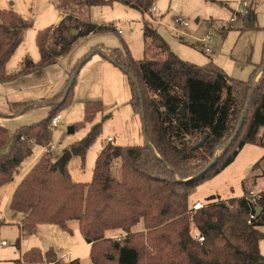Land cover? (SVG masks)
Wrapping results in <instances>:
<instances>
[{
	"label": "trees",
	"instance_id": "obj_1",
	"mask_svg": "<svg viewBox=\"0 0 264 264\" xmlns=\"http://www.w3.org/2000/svg\"><path fill=\"white\" fill-rule=\"evenodd\" d=\"M51 1L63 13L62 19L38 31L40 58L35 61L25 56L15 72H9L7 64L23 43L31 23L14 10L0 7V83L58 63L81 37L117 31L113 24H98L91 19L93 6L119 1L136 8L144 16V57L135 59L126 44L124 49L113 50L112 56L97 53L129 76V103L140 116L144 109L143 121L151 146L108 141L96 158L93 178L88 183L72 180L70 159L63 172L51 160L38 159L17 185L10 202L14 212L24 215L21 235L32 234L39 224L55 223L67 228L70 221L76 220L96 264H264L260 250V240L264 239V190L249 196L252 190L244 185L240 198L210 196L206 205L193 213L203 241L192 234L188 215L194 188L228 167L245 145L264 147V51L263 61L250 79L241 80L231 77L214 61L198 65L173 52L153 24L156 0ZM76 29L79 33L72 34ZM87 61L88 55L78 59L68 72L67 84L73 76L75 79L66 96L65 87L45 101L51 109L48 117L19 127L13 139L0 125V188L13 180L32 154V140L49 142L52 119L72 102L80 68ZM259 71L261 76L255 83ZM38 103L10 105L18 111ZM104 108L101 100L85 102V121L92 122ZM111 117V113L104 115L67 151L84 159L101 135L104 122ZM225 142L222 153L215 158L216 149ZM254 212L257 217L249 223ZM140 222H144L147 233L131 234ZM4 224L0 218V234ZM114 229L129 235L123 241L113 239L106 232ZM19 262L81 264L78 258L60 260L52 248L43 254L36 247Z\"/></svg>",
	"mask_w": 264,
	"mask_h": 264
},
{
	"label": "rangeland",
	"instance_id": "obj_2",
	"mask_svg": "<svg viewBox=\"0 0 264 264\" xmlns=\"http://www.w3.org/2000/svg\"><path fill=\"white\" fill-rule=\"evenodd\" d=\"M238 1L156 0V9L154 10L153 7V24L167 40L171 50L183 60L198 65H205L214 61L231 77L248 80L263 61L264 0H249L248 14L237 17L234 22H230L233 10L238 6ZM0 7L13 9L31 23V27L25 32L23 43L17 48L7 64L8 71L15 72L24 59L22 57L30 56L35 61L39 59L36 42L37 33L55 23L58 11L51 0H0ZM143 17L140 10L126 7L119 1H115L112 5L93 6L91 19L94 22L113 24L114 28L118 25L121 32L108 31L79 38L72 50L63 56L64 61L58 63V68L64 73L66 72L68 77L74 56L81 59L100 46L111 48L113 51L117 48L124 49L126 44L135 59H142L145 46ZM176 17H182L188 23L184 34L175 30L177 26ZM209 23L210 26H208ZM208 34L211 37L208 39V43L213 49L212 53H207L201 42L202 38ZM102 42L104 44H98ZM65 60L69 61V64ZM92 64L88 61L80 68L73 100L60 111L62 119L58 126L51 128L49 143L55 145L54 150L51 154H47L45 152L47 142L35 140L34 142H37L35 145L34 142H31L33 143V145L30 144L33 153L14 174L13 180L3 185L0 190V205L4 203L10 186L15 181H21V178L38 159L45 157L55 163L72 144L83 139L95 123L101 122L104 115L111 113L112 117L104 122L101 135L88 149L85 158L72 155L68 161V170L73 181L90 182L93 178L96 158L103 145L108 142L107 138L111 136L115 138L113 143H121L120 135L123 133V127L127 129L126 127L133 123L132 114L141 117L129 103L131 99L129 76L125 73L124 81L111 78L107 83L100 81L96 75L91 81L90 79L95 75L91 69ZM56 74V72L49 73L45 78L51 79ZM260 76L261 71L255 77V83ZM110 90L113 91V98H111ZM105 93L106 98H104ZM100 100L105 105L104 110L98 113L92 122H86L85 102ZM50 111L49 105L45 102H39L34 107L27 106L19 113H14L11 105L5 103L0 108V125L8 129L10 138L13 139L19 127L41 121L49 116ZM71 127L74 129L72 132L69 131ZM228 142L216 149L215 158L222 153ZM244 185L247 190H252L256 194L264 190L263 146L245 145L228 167L191 191L190 207L196 201L206 203L208 198L213 195L224 200L240 198L244 195ZM4 209L7 219L14 218L15 222L7 221L1 231L0 264H20L19 261L23 255L35 247L40 249L43 254L52 248L63 261L78 258L81 264H96L91 259V247L85 246L86 241L80 231L78 221H70L67 228L55 223L39 224L32 234L24 237L21 235V225L16 222L19 217L12 218L10 205L5 206ZM188 215L190 229L192 234L196 236L198 230L193 221V213L189 210ZM144 226V222L138 223L131 234H138L137 232L146 234ZM106 234L113 239L121 237L120 240L122 241L129 235L123 234L120 229L107 231ZM18 239H20L19 245H17ZM3 240L7 242V246L1 245ZM76 248L79 249L73 251ZM260 250L264 254V239L260 240Z\"/></svg>",
	"mask_w": 264,
	"mask_h": 264
},
{
	"label": "crops",
	"instance_id": "obj_3",
	"mask_svg": "<svg viewBox=\"0 0 264 264\" xmlns=\"http://www.w3.org/2000/svg\"><path fill=\"white\" fill-rule=\"evenodd\" d=\"M54 6H55V4H54ZM55 8H56V6H55ZM56 10L58 11V14L56 16V21L53 25L58 24L59 21L63 17V13L60 12L57 8H56ZM115 27H119V26L117 25ZM98 44H104V43L102 42V43H98ZM100 48H102L101 52L103 54H105L106 56L111 55V53H112L111 48H107L104 46H101ZM24 57H22V58H24ZM39 58H40V54H39ZM77 58H80V57H77ZM77 58H75V56L72 58V63L70 66L73 67L75 65V63L78 60ZM63 59L64 58L62 57L58 63H62L64 61ZM88 61L93 63L91 65L92 66L91 69H92L93 73L95 74V75H93V78L90 79L91 81L94 80V76H96V75L99 77L100 81L107 82V83L111 78L112 79L116 78L118 80L124 81L125 72L122 69H120L114 62H112L109 59L104 58L103 55L96 53V54L90 56L88 54ZM58 63H56V65L55 64L51 65V66H49V67H47L41 71L26 75V76L21 77V78H18L14 81H11L8 83H0V108L5 103L11 104L13 102H26V101L45 102L46 100L54 97L56 94L61 92L67 85L68 77H67L66 72L64 73L63 70L58 68L59 67ZM66 63L69 64V61H66ZM52 72H56L57 74L52 76L51 79H46L45 78L46 75H48L49 73H52ZM110 92H111L110 93L111 98H113V96H114L112 94L113 91L110 90ZM4 93H5V95H3ZM108 95H109V92H108ZM104 98H106V93H105ZM20 111L21 110L14 111V113H19ZM132 115H133L132 116L133 117V123H131L130 126H127L126 127L127 129H125L123 127V131H122L123 133L120 135V140H122V141L119 144H121V145H142L145 143V138H144V134H143L142 118L135 115V114H132ZM108 138H107V141H108ZM114 140H115V138H113L112 142H114ZM34 141L35 140H32L31 142H34ZM31 142H30V144L33 145V143H31ZM35 144H37V142H34V145ZM32 153H33V151H32ZM22 179H23V177L21 178V180ZM19 183H20V181H17V182L15 181L14 184L12 186H10V188L7 192V195L4 199V203L3 204L1 203V205H0V218L5 221V224L7 221L8 222H10V221L15 222L13 217H15V218L19 217L16 222L19 223L20 225H22V221L24 218V215L22 213L14 212L10 208V211L12 213L11 216L13 219H7V217L5 215L6 210L4 209L5 206L10 205L13 193H14V191H15V189ZM2 187L0 188V190L2 189ZM196 202H200V201H196ZM3 226L1 228V231L3 229ZM0 237H1V234H0ZM3 241H5V240H3ZM7 245L8 244L2 245V246H7ZM85 246H90V244L86 243ZM78 249L79 248H76L73 251H76ZM62 258H64V257H62ZM65 258L67 259V256H65ZM69 260H72V259H69Z\"/></svg>",
	"mask_w": 264,
	"mask_h": 264
},
{
	"label": "built area",
	"instance_id": "obj_4",
	"mask_svg": "<svg viewBox=\"0 0 264 264\" xmlns=\"http://www.w3.org/2000/svg\"><path fill=\"white\" fill-rule=\"evenodd\" d=\"M154 5L155 6H153V7H154V10H155L156 9V1H155ZM249 6H250V1L249 0H239L237 8L233 10V15H232V17L230 19V22H234L237 17H240L242 15L248 14ZM175 23L177 25L175 27V30H177V31L181 32L182 34H184L185 33V28L188 26L187 21L184 18H182V17H176L175 18ZM115 28H116L117 31L121 32V29L119 27H115ZM208 39H211L210 34H208L207 36L202 38V40H201L202 46H203L204 50L207 53H212L213 49L211 48L210 44L208 43V41H209ZM61 118H62L61 113L57 114L52 119V122H51L52 127H57L59 122H60V120H61ZM108 141H113V138L109 137ZM47 144L48 145H45V147H46V151L45 152L47 154H51L52 151L55 148V145L51 144L49 142ZM255 195H256V193L254 191H251L250 194H249V196H255ZM205 205H206V203H203V202H195V203H193V205H192V207L190 209V212L191 213H195L198 209L203 208ZM256 217H257V213L256 212L251 213L249 223H251L252 220H255ZM196 236L198 237V239L200 241L204 240V237H202L199 233H197ZM120 238H116V239L120 240ZM1 244L2 245H6L7 242L6 241H2Z\"/></svg>",
	"mask_w": 264,
	"mask_h": 264
},
{
	"label": "water",
	"instance_id": "obj_5",
	"mask_svg": "<svg viewBox=\"0 0 264 264\" xmlns=\"http://www.w3.org/2000/svg\"><path fill=\"white\" fill-rule=\"evenodd\" d=\"M198 21V20H197ZM208 26H210V23L208 24ZM79 33V30H73L72 31V34H78ZM101 49L102 48H96L95 50H93L89 55L91 56V55H94V54H96L98 51H101ZM74 79H75V76H73L71 79H70V81H69V83L67 84V86H66V89H65V92H64V95L66 96L67 95V93H68V91H69V89H70V87L72 86V83H73V81H74ZM132 79L134 80V82L137 84V87H138V89H139V85H138V82H137V80L134 78V77H132ZM64 99V98H63ZM62 99V100H63ZM62 100H60L58 103H60V102H62ZM249 103H250V99L247 101V104H246V106H245V110H244V112H243V115H242V117H241V122L244 120V117H245V112H246V110L248 109V107H249ZM141 118H142V121H143V119H144V109H142V114H141ZM240 129V125L238 126V128H237V131ZM74 129H73V127H71L70 128V132H72ZM237 133V132H236ZM235 133V134H236ZM143 134H144V138H145V143H147V144H149L150 146H151V144H150V142H149V140H148V137H147V131H146V124H145V122L143 121ZM233 140V138L230 140V142ZM203 141L204 140H202V142H200V143H198L197 145H196V148L197 147H200L201 145H202V143H203ZM72 157V153L70 152V151H67V152H65L55 163H54V165H57L58 167H59V169L63 172L64 171V168H65V166H66V164H67V161L70 159ZM256 212L259 214L260 213V208H257L256 209Z\"/></svg>",
	"mask_w": 264,
	"mask_h": 264
}]
</instances>
